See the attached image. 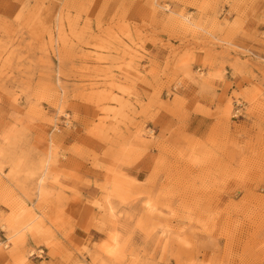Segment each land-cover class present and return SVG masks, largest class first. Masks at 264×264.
<instances>
[{"label": "rangeland", "instance_id": "1", "mask_svg": "<svg viewBox=\"0 0 264 264\" xmlns=\"http://www.w3.org/2000/svg\"><path fill=\"white\" fill-rule=\"evenodd\" d=\"M263 27L264 0H0V264H264V141L231 134L261 91L205 139L181 95Z\"/></svg>", "mask_w": 264, "mask_h": 264}, {"label": "crops", "instance_id": "2", "mask_svg": "<svg viewBox=\"0 0 264 264\" xmlns=\"http://www.w3.org/2000/svg\"><path fill=\"white\" fill-rule=\"evenodd\" d=\"M12 6H18V2L21 0H8ZM264 31V27H263ZM244 45L252 53L250 58V64L242 65L244 72L234 74L232 66L225 68V77L220 80L216 79L213 81L212 88H194L188 86L182 90L181 95L186 98L185 105L189 108L196 107L198 111L191 112L187 120V128L185 131H191L190 126L196 124V128L191 133L204 138L209 135V129L216 124V109L221 107L226 102V96L231 95L232 91L245 89L246 93H252L254 89H260L262 98L259 99L263 109L260 112L252 111L246 112L244 110L242 118L232 120L235 122L232 127V136L235 142L237 141H264V38H258V40H252L244 42ZM246 57L240 56L243 60ZM261 59V60H259ZM230 61H234L230 59ZM234 63V62H233ZM235 65H241L240 62H236ZM240 109H244L249 106L247 102L240 100ZM237 107V103H234ZM173 129V125L169 120L165 123L164 131L165 136L168 137L169 132ZM241 131L239 133L238 131ZM161 132V129L157 131ZM219 137V136H218ZM172 139V138H171ZM233 153L236 155L237 149L233 148ZM152 153V154H151ZM155 151L152 150L143 158L134 162L133 165L127 166L123 169L124 173L133 177L138 182H143L147 178L148 171L152 167V157ZM166 186L169 183V176L166 175L165 179ZM78 237H80L78 235Z\"/></svg>", "mask_w": 264, "mask_h": 264}, {"label": "bare ground", "instance_id": "3", "mask_svg": "<svg viewBox=\"0 0 264 264\" xmlns=\"http://www.w3.org/2000/svg\"><path fill=\"white\" fill-rule=\"evenodd\" d=\"M49 153H51L50 151H49ZM47 156V155H46ZM48 158H50V156L48 157ZM49 161V160H48ZM44 163V162H43ZM48 163V162H47ZM44 164H46V163H44ZM43 165V164H42ZM43 179V175L42 176H40V180L39 181H41ZM20 222V221H19ZM16 223V222H15ZM18 229V228H17ZM17 232V231H16ZM14 233V232H13Z\"/></svg>", "mask_w": 264, "mask_h": 264}, {"label": "built area", "instance_id": "4", "mask_svg": "<svg viewBox=\"0 0 264 264\" xmlns=\"http://www.w3.org/2000/svg\"><path fill=\"white\" fill-rule=\"evenodd\" d=\"M237 111V110H236Z\"/></svg>", "mask_w": 264, "mask_h": 264}]
</instances>
